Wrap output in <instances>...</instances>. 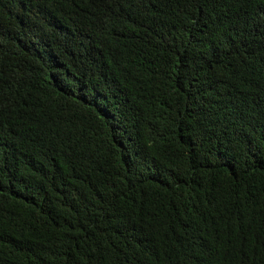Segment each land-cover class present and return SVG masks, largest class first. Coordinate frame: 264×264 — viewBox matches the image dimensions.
<instances>
[{"label":"trees","instance_id":"1","mask_svg":"<svg viewBox=\"0 0 264 264\" xmlns=\"http://www.w3.org/2000/svg\"><path fill=\"white\" fill-rule=\"evenodd\" d=\"M0 264H264V0H0Z\"/></svg>","mask_w":264,"mask_h":264}]
</instances>
